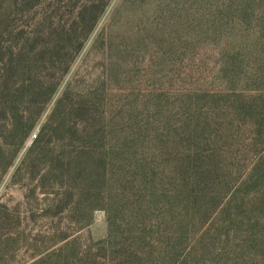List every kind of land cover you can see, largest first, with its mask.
<instances>
[{
  "label": "rangeland",
  "instance_id": "374dc122",
  "mask_svg": "<svg viewBox=\"0 0 264 264\" xmlns=\"http://www.w3.org/2000/svg\"><path fill=\"white\" fill-rule=\"evenodd\" d=\"M48 230L46 264H264V0H0V264Z\"/></svg>",
  "mask_w": 264,
  "mask_h": 264
},
{
  "label": "trees",
  "instance_id": "16d2710c",
  "mask_svg": "<svg viewBox=\"0 0 264 264\" xmlns=\"http://www.w3.org/2000/svg\"><path fill=\"white\" fill-rule=\"evenodd\" d=\"M37 136L33 140L32 144L29 146L24 157L30 156L33 153V149L36 146V143L39 141L40 133L37 134ZM40 188H43L42 185ZM65 198L66 197L51 198L50 201L51 202L54 201L53 206H55V208L61 209V206L64 205ZM89 222H90V218H86V220H84L83 222L77 223L75 225L76 231H79L80 229L85 227L87 224H89ZM69 236L70 235L65 232L50 234L49 230L46 233L42 231L35 234L33 243L30 245V250H31L30 253H27V256L20 259L17 264H41V263L46 264L52 255L60 256L61 251L70 242L75 240L74 237L69 238ZM21 240L22 237L20 236L13 238L7 232L0 233V245H3L4 247L10 248L13 246L14 247L18 246Z\"/></svg>",
  "mask_w": 264,
  "mask_h": 264
}]
</instances>
